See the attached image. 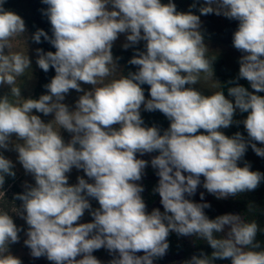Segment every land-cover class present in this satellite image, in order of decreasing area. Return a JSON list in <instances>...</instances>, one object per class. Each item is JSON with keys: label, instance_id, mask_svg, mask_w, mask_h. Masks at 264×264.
Wrapping results in <instances>:
<instances>
[{"label": "clouds", "instance_id": "1", "mask_svg": "<svg viewBox=\"0 0 264 264\" xmlns=\"http://www.w3.org/2000/svg\"><path fill=\"white\" fill-rule=\"evenodd\" d=\"M4 3L0 0V86H9L10 93L0 97V149L12 145L35 181L14 196L22 204L12 212L28 226L24 244L30 255L52 264H102L93 252L104 248L113 257L109 264H154L167 253L174 232L213 249L210 256L201 252L183 264L217 259L264 264V247L256 240L264 229L255 220L230 213L210 219L204 211L208 203L186 198L195 194L201 177L203 188L217 199L253 191L264 180V173L250 165L238 166L249 145L264 157V147L257 146L264 145V96L256 94L264 92V0H204L199 8L201 15L239 22L232 37L234 48L244 53L238 79H246L254 91L237 84L228 88L232 99L222 88L208 95L195 87L201 79L213 80L216 56L208 55L200 16L177 11L172 0H42L52 35L38 29L31 39L40 43L43 37L55 48L36 50L39 68H52L55 76L44 85L47 94L25 99L17 80L31 68V60L27 52L12 48L20 38L26 44V24ZM120 34H127L124 49L145 42V51L129 60L137 71L127 76H117L112 54ZM82 83L93 87L85 91ZM70 90L83 92L75 110L62 102ZM142 106L170 121L163 134L156 126H143ZM34 110L54 119L45 123ZM237 110L247 113L242 121L234 120ZM233 123L244 125L247 140L240 132L229 137L221 131ZM60 129L72 134L67 143ZM153 152L158 155L150 164L159 177L153 191L163 212L149 213L144 188L137 183L149 161L137 153ZM14 167L0 153L4 197L5 176L15 177ZM73 168L93 182L78 177L69 184ZM89 198L99 207L93 209ZM86 210L92 220L82 223ZM21 231L10 212L0 210V264H22L9 251Z\"/></svg>", "mask_w": 264, "mask_h": 264}, {"label": "trees", "instance_id": "2", "mask_svg": "<svg viewBox=\"0 0 264 264\" xmlns=\"http://www.w3.org/2000/svg\"><path fill=\"white\" fill-rule=\"evenodd\" d=\"M161 2L168 3L169 0H161ZM172 2L175 3L177 11H181L186 4H190V11L195 15L199 14V8L201 7L200 0H172ZM193 5H195V7H193ZM3 7L6 10L15 12L24 19L26 29L31 36L38 29H43L49 36L52 35L50 22L47 17L43 15V10L47 8V5L43 4L42 0H5ZM238 23V21L229 20L226 17L220 19L214 13L208 14L205 15V22L201 32L204 40L219 42L234 48L232 37L238 27ZM36 44L39 49H42L45 53L48 51L55 52V48L48 41L44 40L43 37H41V42ZM144 45L145 42L143 41L131 46L129 49L112 48V54L116 63L122 66V75L127 76L130 72L137 71V66L129 64V60L133 58L138 51H145ZM54 76L55 70L52 68H50L48 72H44L42 69L39 70L37 73L38 84L35 90V98L38 99L40 95L47 94V89L44 85L50 83ZM218 77L222 83L221 90L224 92L226 98H229L228 88L236 86L237 84L244 86L248 89V91H250V84L248 81H238L232 76H225L220 73L218 74ZM195 87L208 95L215 92L197 85H195ZM142 88L144 89L145 98L150 99V86L145 84L142 85ZM256 94L264 96L263 93ZM246 116L247 113H241L237 110L234 120L242 121L246 118ZM141 117L144 121L143 126H156L161 130V134H163V131L170 126V121L159 111L148 112L141 108ZM116 127L118 128L119 126ZM221 131L229 137L233 136L237 132H240L246 140L248 139L247 132L242 123H233L230 127L221 129ZM200 132L203 133V130H200ZM257 146L264 147V145L259 144L258 142ZM153 154L158 155V152H153ZM245 164L250 165V170L252 171L264 173V157L257 156L250 145L243 158L238 161V166L240 167H243ZM147 167L148 168H145L144 170V185L147 190L144 199L149 206H152L160 198L159 194L153 191L158 184L159 177L156 175V170L152 168L150 163ZM13 171L16 173L15 177L5 176V183L2 189L5 193V197L2 193H0V210L8 212H10V209L13 206H21L22 201L14 200V196L25 191V189H22L20 186V174L15 167ZM69 184L72 183L69 182ZM224 206L226 207L228 213H238L246 221L255 220L261 229H264V180H262L259 186L253 191L242 193L235 197L229 196L228 199L224 200ZM207 216L210 219L217 217L216 214H209ZM256 240L261 243L262 247H264V232H258ZM168 243L169 249L167 250V254L173 257L183 256L186 260H189L193 255H200L201 252L210 256L213 251V249L205 241L192 236L190 242H187L174 232L169 234ZM214 264H231V261L230 259H217L214 261Z\"/></svg>", "mask_w": 264, "mask_h": 264}, {"label": "rangeland", "instance_id": "3", "mask_svg": "<svg viewBox=\"0 0 264 264\" xmlns=\"http://www.w3.org/2000/svg\"><path fill=\"white\" fill-rule=\"evenodd\" d=\"M204 3V0H200V5L202 6ZM109 8H111V6H109ZM190 11V4H186L184 6V8L181 10V12H189ZM198 16H200V21H201V29L204 25L205 22V15H201L200 12L198 14ZM218 18L222 19L224 18L223 15H216ZM126 35L127 34H120L118 39L114 42L113 47L114 48H120V49H124L122 46L123 44H125L126 41ZM25 37L26 39V44L23 40V38H20L18 40L13 41V48L12 51H23V52H27L30 60H31V68L28 69L25 73L24 77H21L17 80V85L21 86V96L25 99L27 98H33V99H37L35 98V90L37 88V73L39 72L40 68L36 63L37 60V52L36 50L39 49V47L37 46V44L35 42H33V40L31 39V35L28 32V30L25 33ZM143 42V41H141ZM139 42V43H141ZM205 45L208 47L209 49V53L208 55L211 56H216V59L213 63V80L217 81L220 83V85H217L216 87H213V84L215 83V81L213 80H208L205 81L203 79H201L200 83L197 86L200 87H204L213 91H218L221 89L222 87V83L221 80L218 77V74H222L225 76H232L235 79H237L238 81H247L246 79H238V74H239V59L242 55H244V53H241L240 51H238L237 49L226 45V44H222L219 42H213V41H209V40H204ZM131 48V46L129 47ZM128 48V49H129ZM117 64V63H116ZM118 67V73L117 76L121 73L122 71V66L117 64ZM203 75V74H202ZM109 79H111V77H109ZM81 87L85 90H91L92 89V85L89 84H81ZM254 91L253 89H251L250 86V92ZM10 93V88L9 86H0V97L9 94ZM264 94V92H261ZM83 95V92H77L75 90H70L69 93L65 96L64 101H62L63 103H65L66 105L69 106L70 110H75V103L78 100L79 96ZM230 99H232L231 97H229ZM143 108V106H142ZM34 115H38L40 116V118L45 122L48 123L50 121H52L54 119V114H49L47 116H45L42 113H38L35 110L33 111ZM118 125H114L113 127H116ZM60 134L62 135L64 141L67 143L70 139H71V135L70 133H68L66 130L64 129H60ZM13 141H15V136L12 137ZM0 153H2L6 158L10 159L13 164L15 165V168L17 169L18 173L20 174V178H21V183L20 186L22 189H25V185H35V181L34 178L31 174H27L25 172V170L23 169L22 165L18 162L17 156L18 153L14 150H12V145L9 146L8 150L5 149H0ZM156 156L153 153H146L144 155H140L139 153H137V158L139 159H144L146 161H151V159ZM148 168V167H146ZM68 178H69V182H71L72 184H76L77 178L78 177H84L86 180H88V177L85 175V173L83 172V170H78L76 168H73L72 171L70 173L67 174ZM145 175L142 176V179L140 181H138L137 183H139L143 188L144 191L141 193L143 199L145 198L146 195V189H145V185H144V180H145ZM203 180L204 178L201 177V185L198 186L196 192L194 195L192 196H187L186 198L197 202V203H208L210 205L209 208L204 209L205 214L209 215V214H216L217 216L219 215H223V214H229L226 210V207L224 206V200L228 199H217L214 195L210 194L207 192L206 189L203 188ZM89 183H92L93 181L88 180ZM201 194H203V199H201ZM90 204L92 206L93 209H96L99 207L98 201H96L95 199L89 198ZM145 201V199H144ZM146 204V210L150 213L153 209L159 208L161 210V212H163V206L160 203V198L159 200L152 206H149L147 204V202L145 201ZM16 206L11 207L10 209V214L13 216V220L14 223L20 227L22 229V231L19 233L20 236V240L18 243L15 244H11L9 246V251L12 255L19 257L22 260V264H52V262L48 261L46 259V257H40V258H33L30 255V249L25 246L24 244V240L27 238L25 233L27 231V224L25 222V220H23L19 215H16L15 213H12L14 211V208ZM19 208V207H17ZM233 214H238V213H233ZM240 215V214H238ZM241 216V215H240ZM242 217V216H241ZM243 218V217H242ZM92 217L90 215V213L86 210L84 216L81 218L82 223H86V222H91ZM182 239H184L187 242H190L191 237L192 236H181ZM138 255H143V253H137ZM93 255L99 259L102 264H109V261L113 258L112 255L109 254V252L104 249L101 248L100 250H96L93 252ZM79 259V257H78ZM186 261V259L183 256H171L169 254H165L162 258L156 259L154 261V264H183V262Z\"/></svg>", "mask_w": 264, "mask_h": 264}]
</instances>
